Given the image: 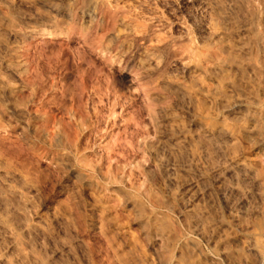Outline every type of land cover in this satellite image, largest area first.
I'll list each match as a JSON object with an SVG mask.
<instances>
[{"label":"rangeland","instance_id":"rangeland-1","mask_svg":"<svg viewBox=\"0 0 264 264\" xmlns=\"http://www.w3.org/2000/svg\"><path fill=\"white\" fill-rule=\"evenodd\" d=\"M209 2L0 0V264H264V0ZM169 121L203 151L170 184L144 152Z\"/></svg>","mask_w":264,"mask_h":264},{"label":"bare ground","instance_id":"bare-ground-1","mask_svg":"<svg viewBox=\"0 0 264 264\" xmlns=\"http://www.w3.org/2000/svg\"><path fill=\"white\" fill-rule=\"evenodd\" d=\"M208 5L207 6H209V4H210V2H209V0H204ZM212 2V1H211ZM214 3V2H213ZM218 5V4H217ZM222 5V4H221ZM226 5L228 6V7H230V4H229V2H227L226 3ZM212 6V5H211ZM210 7V6H209ZM213 7V6H212ZM218 7V6H217ZM227 7V8H228ZM226 8V9H227ZM215 9V8H214ZM219 9V8H218ZM232 9H235V8H232ZM216 10H217V8H216ZM230 10V9H229ZM229 12V11H228ZM216 15H217V17H218V19L219 20H221V21H224V22H226L227 20H228V17L226 16V14L225 13H223V12H221V11H216ZM215 18V17H214ZM217 19V18H216ZM220 21V22H221ZM229 21V20H228ZM219 22V21H218ZM238 22V21H237ZM235 24V23H234ZM220 25H224V24H220ZM244 25V24H243ZM246 28H245V26H241L239 29H238V33H240V32H242L243 30H245ZM224 31H222V30H220L219 31V33H217V35L219 36L220 34H224L223 33ZM214 35V34H213ZM222 44L223 43H226V41L225 42H221ZM233 46H235V47H239L238 49H240L242 46L240 45V41L239 42H236ZM228 48V47H227ZM229 49V48H228ZM231 49V48H230ZM244 50V49H243ZM245 51H246V49H245ZM248 51H249V49H248ZM243 54V53H242ZM222 63H223V60L221 61ZM214 63H216V62H214ZM219 63V62H218ZM226 65V64H225ZM223 66V65H222ZM227 66V65H226ZM234 66L235 67H237L238 65H237V63H235L234 64ZM249 66V65H248ZM231 67H232V65H231ZM212 68V67H211ZM214 68H216L215 67V65H214ZM225 69H227V68H225ZM229 69V68H228ZM233 69V68H232ZM231 69V70H232ZM239 70V69H238ZM210 71V70H209ZM216 71V70H215ZM214 71V72H215ZM218 72H219V70H217ZM216 71V72H217ZM233 71V70H232ZM234 72H235V70H234ZM237 73V72H236ZM219 75H222L221 73L219 74ZM215 80V79H214ZM248 80V79H247ZM218 87V86H217ZM230 87V86H229ZM217 89V88H216ZM232 88H230V90H231ZM226 91H227V89H226ZM230 92V91H229ZM228 92V93H229ZM227 93V92H226ZM232 93V92H231ZM240 95V94H239ZM238 95V96H239ZM178 96V95H177ZM238 96H236V95H233V94H231V95H228V96H226V95H224V97H222L221 98V101L224 103V104H226V106H229V107H234V108H240V98L238 97ZM222 102H219V103H222ZM223 107V106H222ZM242 109H243V106L241 107ZM240 110V109H239ZM241 111V110H240ZM245 112V111H244ZM239 114H241V113H239ZM244 115H245V113H243ZM237 115V114H236ZM165 116V115H164ZM242 117H245V116H243V115H241ZM239 117V118H241L242 119V117ZM159 118V117H158ZM165 118V117H164ZM160 119H162V116H161V118ZM251 119H253V118H251ZM251 119H250V121H251ZM163 120V119H162ZM172 121V120H171ZM171 121H169V122H171ZM244 121V120H243ZM165 122H167V121H165ZM161 125V124H160ZM160 125H159V127H160ZM164 124H162V126H163ZM254 125V124H253ZM252 125V126H253ZM161 126V127H162ZM251 125H250V127H248V126H245V127H248L247 128V130H253V127H252ZM254 126H257V125H254ZM156 128L158 127V126H155ZM158 127V128H159ZM165 127V126H164ZM157 128V129H158ZM166 128V127H165ZM164 128V129H165ZM200 128V127H199ZM154 129V128H153ZM157 129H154V130H156V132L155 133H157V131L159 130H157ZM161 130V129H160ZM159 132V135H158V139H155L153 142L151 141L150 143H147L146 142V146H145V149H144V152H145V154L148 156L147 158H149V160L151 161V163H152V165H154L156 168H158L159 169V171L163 174L162 175V177L164 176L168 181L170 180H172V182L174 181L173 179H175V178H173L175 175H176V178H177V172L179 173V169L180 168H185V163L187 162V158H190L191 159V161L193 162L194 161V163H198V162H195V161H197V159H196V157H199V158H201L202 157V155H201V153L203 152L202 151V149L200 150V148H199V146H197L196 144H194L195 143V140L196 139H198V137L196 136V139L194 140L192 137H191V135H189L188 134V131L184 128V127H181L180 125H178V124H175L174 123V121H173V123L171 122L169 125H168V127L165 129V132H163V130L160 132V131H158ZM200 134H202L203 136H209L210 137V135H214L216 138H217V141H215L214 142V151L216 152V153H220V156H222L221 155V153L223 152V148H224V145H225V143L228 141V139H230L229 138V136L231 135V134H229V132H228V129H226L224 126H222V125H220V126H212V127H210V126H208V127H202V128H200ZM198 135V134H197ZM251 135V134H250ZM253 136V135H252ZM199 137L200 138H202L200 135H199ZM231 137V136H230ZM261 138L263 137V136H260ZM259 137V138H260ZM155 138V137H154ZM213 138V137H212ZM215 138V139H216ZM203 140V139H202ZM256 140H258V139H256ZM258 142V141H257ZM262 142V141H261ZM264 146V145H263ZM258 147V146H257ZM262 147V146H261ZM225 149V148H224ZM212 151V150H211ZM178 155H182V159L184 160V156L186 157L185 158V160H186V162H182L183 163V166L181 165H179L177 162V160L175 159L176 158V156H178ZM179 156V157H180ZM214 157V156H213ZM218 157V156H217ZM194 158L196 159V160H194ZM205 158V157H204ZM223 158V157H222ZM174 159L177 161H174ZM178 159V158H177ZM180 159H181V157H180ZM182 159H181V161H182ZM220 160H222V163L220 164V165H216L218 168H216L215 170H212L213 171V173L214 172H216L217 174H216V177L214 178V180L216 181V183L217 182H221V180H225L227 183H226V185L228 184L229 185V189H236V187H237V185H238V181L240 180V178H242L241 177V175L242 176H244L245 177V172H244V169H242V167H241V165H240V163H238V162H236V161H234V160H232L231 158H229V157H225V158H223V159H220ZM219 160V161H220ZM199 161V160H198ZM180 162V161H179ZM178 165H177V164ZM185 164V165H184ZM190 164V166L193 164V163H189ZM195 165H197V164H195ZM194 165V166H195ZM153 166V167H154ZM188 166V165H187ZM186 166V167H187ZM179 168V169H178ZM189 168V167H188ZM245 168V167H244ZM213 169V168H212ZM196 170V172H197V174H196V176L194 177V179L193 180H191V179H189V180H191V181H189V182H187V183H185V185L184 184H182L181 186L179 185V187H181L180 189H178V191H179V193L180 194H187V196L186 197H184L185 198V200H184V202H185V210L186 211H191L192 210V207L195 205L194 203H192V201H194L195 200V202L196 201H199V199H202L203 198V196H204V187H203V183H202V186H201V184H200V178H201V172L198 170V168H196L195 169ZM247 170V169H246ZM184 171V170H183ZM248 171V170H247ZM248 173H250V172H248ZM182 174V173H181ZM191 174V173H190ZM249 176H251V174L249 175ZM163 177V178H164ZM192 177V178H193ZM247 177V176H246ZM191 178V177H190ZM202 179V178H201ZM247 179V178H246ZM179 180V179H178ZM177 180V181H178ZM244 180V179H243ZM161 181V180H160ZM166 181V180H165ZM167 181V183L168 184H170V181L168 182ZM213 181V180H212ZM242 180H240L239 182H241ZM251 181V180H250ZM172 182H171V185H172ZM174 183V182H173ZM175 183H176V181H175ZM178 183V182H177ZM215 184V183H214ZM219 184V183H218ZM221 184V183H220ZM257 184V183H256ZM213 185V184H212ZM222 185V184H221ZM225 185V184H224ZM216 186V185H215ZM219 186V185H218ZM214 187V186H213ZM220 187V186H219ZM222 187V186H221ZM220 187V188H221ZM227 187V186H226ZM225 188V187H224ZM206 189H209V188H207L206 187ZM212 189V188H211ZM218 189V188H217ZM217 189H215V190H217ZM208 192H210V191H208ZM213 192V191H212ZM222 192V191H221ZM234 192V191H233ZM209 194V193H208ZM220 194V193H219ZM249 194V193H248ZM247 194V195H248ZM251 195H252V193H250ZM215 195V194H214ZM250 195V196H251ZM254 196L256 195L257 196V193H255V194H253ZM253 195H252V197H253ZM250 196H249V198H250ZM258 196H262V194L260 193H258ZM222 198V197H221ZM260 198L261 197H259V200H260ZM241 199H243V202L245 201L244 199V197L243 198H241ZM256 199H257V197H256ZM215 200V199H214ZM247 200V199H246ZM252 200H254V198L252 199ZM258 200V199H257ZM201 201L202 200H200V203H201ZM218 202V201H217ZM216 202V203H217ZM242 202V201H241ZM242 202V204H240L238 207H237V209H235L233 212V218H234V220H237L239 217H240V209L242 208V206H243V204L245 203L246 204V201L243 203ZM248 203V202H247ZM194 204V205H193ZM249 204V203H248ZM251 204H253V203H251ZM197 205V204H196ZM250 205V204H249ZM262 205V204H261ZM198 206V205H197ZM237 206V205H236ZM195 207V206H194ZM200 207V206H199ZM247 207V206H246ZM245 207V208H246ZM196 208V207H195ZM205 209L204 207H202L201 206V209ZM234 208V207H233ZM215 209V208H214ZM253 209V208H252ZM243 210H245V209H243ZM254 210V209H253ZM257 210V209H256ZM255 210V211H256ZM260 210V209H259ZM196 211L198 212V210H197V208H196ZM252 211V210H251ZM264 211V210H263ZM229 212V211H228ZM258 212V211H257ZM190 213V212H189ZM205 213H207V212H205ZM264 213V212H263ZM229 214V213H228ZM244 214V213H243ZM192 215V214H191ZM220 215V214H219ZM218 216V215H217ZM245 216V215H244ZM196 218H197V216H195ZM194 217V218H195ZM195 218V219H196ZM199 218V217H198ZM197 218V219H198ZM203 218V217H202ZM204 218H205V216H204ZM203 218V219H204ZM215 218H217L216 216H215ZM233 220V221H234ZM237 221H239V220H237ZM200 222L201 221H199V225H200ZM202 222H203V220H202ZM235 222V221H234ZM194 223H196V221L194 222ZM215 223V222H214ZM248 223V222H247ZM197 224H198V222H197ZM197 224H194V227L195 228H197V227H199V225H197ZM202 224V223H201ZM218 224V223H217ZM214 225V224H213ZM213 225L211 226V227H213ZM219 225V224H218ZM247 226V225H246ZM219 227H220V225H219ZM253 227V226H252ZM259 228H260V226H258ZM214 228H216L215 226H214ZM222 228V227H221ZM224 228V227H223ZM225 228H227V226H225ZM240 228V227H239ZM245 228H247V227H245ZM243 229V230H246V229ZM250 228V227H249ZM217 229H219V228H217ZM229 229V228H228ZM228 229L226 230V231H228ZM248 229V228H247ZM222 230V229H221ZM220 230V231H221ZM238 230V229H237ZM196 231V230H195ZM194 231V232H195ZM198 231V230H197ZM219 231V232H220ZM225 231V232H226ZM234 234H236L235 232H233ZM200 234V233H199ZM219 234V233H218ZM223 234V233H222ZM232 234V232L231 233H229V235H231ZM233 234V235H234ZM227 235H228V233H227ZM227 235H225V236H227ZM228 235V236H229ZM237 235V234H236ZM218 236V235H217ZM216 236V237H217ZM226 237V238H230V237ZM238 236V235H237ZM240 236V235H239ZM223 237V236H222ZM215 238V237H214ZM218 238V237H217ZM216 238V239H217ZM241 238V237H240ZM262 238V237H261ZM231 239V238H230ZM233 239V238H232ZM237 239H239V238H237ZM251 239H254V238H251ZM257 239V238H256ZM219 240V239H218ZM228 240V239H227ZM240 241H238L241 245H243V237H242V239H239ZM223 241V240H222ZM243 241V242H242ZM252 241V240H251ZM250 241V242H251ZM224 242H227V241H225L224 240ZM247 243V247H249V248H251V247H253L254 246V244H253V242H251V243ZM213 243V242H212ZM215 243V242H214ZM220 243V242H219ZM255 244H256V242H254ZM218 245H221V243L220 244H218ZM223 246V245H222ZM243 246H245V244L243 245ZM235 248H236V246H235ZM245 248V247H244ZM192 249V248H191ZM221 249H223V248H221ZM253 251V250H252ZM197 253V252H196ZM222 254V253H221ZM222 257H223V254H222ZM236 262V261H235ZM216 263V262H215ZM214 263V264H215ZM233 264V263H232ZM255 264H260V262H256Z\"/></svg>","mask_w":264,"mask_h":264}]
</instances>
